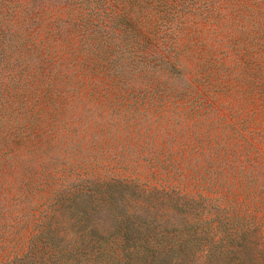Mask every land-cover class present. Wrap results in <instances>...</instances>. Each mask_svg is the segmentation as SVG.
<instances>
[{
  "label": "rangeland",
  "instance_id": "1",
  "mask_svg": "<svg viewBox=\"0 0 264 264\" xmlns=\"http://www.w3.org/2000/svg\"><path fill=\"white\" fill-rule=\"evenodd\" d=\"M0 24V264L111 179L205 198L264 264V0H0Z\"/></svg>",
  "mask_w": 264,
  "mask_h": 264
},
{
  "label": "trees",
  "instance_id": "2",
  "mask_svg": "<svg viewBox=\"0 0 264 264\" xmlns=\"http://www.w3.org/2000/svg\"><path fill=\"white\" fill-rule=\"evenodd\" d=\"M207 207L176 188L89 180L57 191L26 255L7 264H252L234 239L210 235Z\"/></svg>",
  "mask_w": 264,
  "mask_h": 264
}]
</instances>
